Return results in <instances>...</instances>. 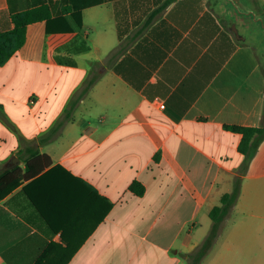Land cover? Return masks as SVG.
I'll list each match as a JSON object with an SVG mask.
<instances>
[{"label": "crops", "instance_id": "0c3cea01", "mask_svg": "<svg viewBox=\"0 0 264 264\" xmlns=\"http://www.w3.org/2000/svg\"><path fill=\"white\" fill-rule=\"evenodd\" d=\"M166 1L0 0V31L52 13L0 65V172L27 176L0 197V264H188L238 175L208 264H264V141L244 174L225 127L262 125L264 65L240 27L264 39V0H172L131 40Z\"/></svg>", "mask_w": 264, "mask_h": 264}, {"label": "trees", "instance_id": "16d2710c", "mask_svg": "<svg viewBox=\"0 0 264 264\" xmlns=\"http://www.w3.org/2000/svg\"><path fill=\"white\" fill-rule=\"evenodd\" d=\"M171 1L172 0H167L162 7L154 10L144 24L134 33V35H132L131 40L139 37L151 24L163 6ZM12 20L14 23L12 29L0 31V65H4L17 52V50L25 44L28 25L41 20L50 21L52 20V13L46 6L35 7L13 14ZM124 48L125 46L121 47L120 51L124 50ZM95 80L96 79L94 78H88L86 80L85 85L72 97L64 116L56 122L50 130V133L61 128V126L71 117L79 101L89 93ZM225 127L243 134L239 150L245 154V159L241 166L242 173L245 174L252 159L258 152L260 144L264 141V112L262 125L260 126L226 125ZM41 156L48 157L47 155H39V157ZM25 178H27V176L21 172L19 167L0 172V197L6 196L11 190L20 184L21 180ZM242 182V175L236 176L233 182V190L223 194L221 203L212 208L210 212L212 226L202 243H200L192 252L187 253L188 264H202L204 259L212 251L217 239L223 234L225 224L231 216L234 206L240 197ZM130 189L138 195H143L145 192V186L139 180H135L131 184Z\"/></svg>", "mask_w": 264, "mask_h": 264}, {"label": "rangeland", "instance_id": "374dc122", "mask_svg": "<svg viewBox=\"0 0 264 264\" xmlns=\"http://www.w3.org/2000/svg\"><path fill=\"white\" fill-rule=\"evenodd\" d=\"M235 5V3H234ZM254 25V23H253ZM241 32L244 33L246 36H248L250 38V40L254 41V43L256 42L258 45V50L259 53L261 55V59H262V63L264 65V39L262 38V26L258 25L257 28H254V30L252 28H244L241 25ZM233 190V189H232ZM236 216V210L233 209V212L231 214V216L229 217V219L227 220L226 224H225V229L223 234L217 239L212 251L209 253V255L204 259L203 264H208L211 257L214 256V254L216 253V251L220 248L221 245V241L224 237V234H226L225 232H227L229 226L231 225L233 219Z\"/></svg>", "mask_w": 264, "mask_h": 264}, {"label": "built area", "instance_id": "2783aa9c", "mask_svg": "<svg viewBox=\"0 0 264 264\" xmlns=\"http://www.w3.org/2000/svg\"><path fill=\"white\" fill-rule=\"evenodd\" d=\"M32 101L34 100L33 98L31 99ZM157 105L160 109H164L165 108V102L162 100H158L157 101Z\"/></svg>", "mask_w": 264, "mask_h": 264}, {"label": "water", "instance_id": "95a60500", "mask_svg": "<svg viewBox=\"0 0 264 264\" xmlns=\"http://www.w3.org/2000/svg\"><path fill=\"white\" fill-rule=\"evenodd\" d=\"M235 32L237 33V35L240 37V38H243L242 36H240L239 32H238V29L235 27Z\"/></svg>", "mask_w": 264, "mask_h": 264}]
</instances>
